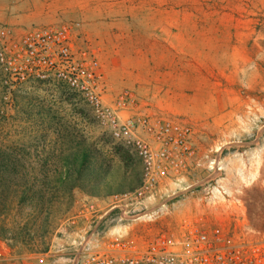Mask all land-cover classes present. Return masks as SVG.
Returning a JSON list of instances; mask_svg holds the SVG:
<instances>
[{"label":"rangeland","instance_id":"374dc122","mask_svg":"<svg viewBox=\"0 0 264 264\" xmlns=\"http://www.w3.org/2000/svg\"><path fill=\"white\" fill-rule=\"evenodd\" d=\"M34 2L0 0V22L16 37L34 26L70 25L75 50L97 52L108 99L130 88L139 93L137 110L153 122L169 117L189 124L193 154L186 153L162 185L141 194L143 165L134 144L115 138L63 83H15L0 63V146L21 151L31 193L45 185L43 161L67 147L90 152L91 164L107 170L100 177L108 184L89 192L77 188L66 212L57 202L49 213L13 203L0 215V264H96L88 258L103 259L116 235L143 244L164 230L177 233L186 216L203 211L212 223L219 217L232 223L241 209L239 225L263 235L264 0H108L107 17L125 18L115 30L128 31L108 38L73 20L39 22L52 9H36ZM107 62L116 80L122 67L125 78L141 67V86L110 88ZM143 134L154 137L146 128ZM51 173L48 190L54 192L58 176ZM125 192L131 193L129 217L109 210L111 196ZM88 202L98 205L99 216L68 220Z\"/></svg>","mask_w":264,"mask_h":264},{"label":"built area","instance_id":"2783aa9c","mask_svg":"<svg viewBox=\"0 0 264 264\" xmlns=\"http://www.w3.org/2000/svg\"><path fill=\"white\" fill-rule=\"evenodd\" d=\"M15 35L9 24L0 22V63L11 80L15 83L58 81L81 95L115 138L134 144L138 149L143 165L141 194L143 191L151 193L162 185L171 177L173 168L183 165L186 153L193 154L189 124L169 117L153 122L148 114L137 110L139 93L130 88L108 99L97 52L78 53L70 25H39L18 37ZM145 128L153 133V139L143 134ZM167 144L174 147L169 148ZM111 197L109 210L119 208L129 217L127 204L131 193H116ZM100 210L95 202H88L68 220H93ZM240 210L237 209L236 222L232 223H227L224 217L212 223L206 211L188 215L177 233L164 230L143 244L125 235H116L108 243L103 259L93 257L88 258V262L264 264V234L251 233L247 223L240 226L239 220L245 219Z\"/></svg>","mask_w":264,"mask_h":264},{"label":"trees","instance_id":"16d2710c","mask_svg":"<svg viewBox=\"0 0 264 264\" xmlns=\"http://www.w3.org/2000/svg\"><path fill=\"white\" fill-rule=\"evenodd\" d=\"M74 148L78 147L64 148L61 153H52L43 161L39 170L45 179V185L31 193L33 184L27 177L28 171L22 161L21 151L16 149L9 152L0 146V215L9 211L13 203L17 205L28 203L36 206L40 212L49 213L54 202L55 204L57 202L61 207H65L66 212L74 203V192L77 188L88 192L106 188L108 184L100 176L107 173V170L102 164H91L90 152ZM96 153L101 155L99 151ZM51 172L58 176L56 181L58 190L54 192L48 190L50 184L47 179L53 175ZM97 192L99 190L93 191L92 194Z\"/></svg>","mask_w":264,"mask_h":264},{"label":"crops","instance_id":"0c3cea01","mask_svg":"<svg viewBox=\"0 0 264 264\" xmlns=\"http://www.w3.org/2000/svg\"><path fill=\"white\" fill-rule=\"evenodd\" d=\"M107 1L108 0H58L56 2L55 0H35L34 4L36 9H52V12L43 15V18L41 19L42 21L39 22L54 23L62 20H73L71 21L72 23L80 25V27L85 30L88 27L87 30L89 29L91 35L94 36H105L108 38L114 36L115 33L120 35L121 32L122 35L125 36L124 32L128 31H125L124 29L120 30L121 32L117 29L115 30V27L125 25V18L107 17L104 8ZM126 25H129V23ZM106 70L109 75L108 81L110 88H118L119 86L117 85H120V82L130 84L142 83L144 72L141 67H137V70L133 68V71H131L132 76L130 78H125L127 69L122 67V76H120L118 80L112 77L114 76V71L110 62H107ZM182 105L188 107L189 103ZM108 198L106 200H108Z\"/></svg>","mask_w":264,"mask_h":264}]
</instances>
